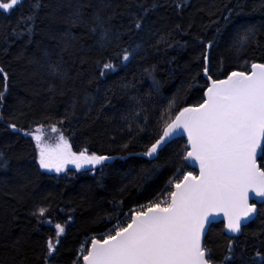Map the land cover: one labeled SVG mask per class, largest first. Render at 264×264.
<instances>
[{"label": "trees", "instance_id": "1", "mask_svg": "<svg viewBox=\"0 0 264 264\" xmlns=\"http://www.w3.org/2000/svg\"><path fill=\"white\" fill-rule=\"evenodd\" d=\"M256 61L264 62V0H18L0 10V264H72L84 240L187 167L183 136L153 158L139 153L178 110L202 101L205 68L217 79ZM39 125L61 130L76 152L116 157L42 169L28 134ZM205 247L214 264H264V201L237 236L212 223Z\"/></svg>", "mask_w": 264, "mask_h": 264}, {"label": "snow or ice", "instance_id": "2", "mask_svg": "<svg viewBox=\"0 0 264 264\" xmlns=\"http://www.w3.org/2000/svg\"><path fill=\"white\" fill-rule=\"evenodd\" d=\"M17 3L18 0H4L0 2V10L8 11ZM75 15L73 25L78 23L80 14ZM135 27L140 28V23ZM253 35L254 31L249 29L237 42L243 46ZM130 56L125 50L122 60L128 61ZM113 67L110 63L103 65L104 70ZM50 68L54 75H62L57 66ZM208 79L211 85L205 92L206 99L183 108L144 153L153 157L166 138L182 130L191 146L184 159L199 164V175L187 172L173 185L169 199L132 211L126 226L117 225L103 239L93 238L90 249L83 255L84 264H213L210 250L201 243L206 225L223 212L227 229L239 233L242 221L257 212L255 204H249V193L264 197V168L257 163L258 156L264 158V64L253 63L250 72L234 71L223 80H212L210 76ZM40 131L36 129L37 133ZM52 131L57 128L53 126ZM34 139L39 148L40 167L57 173L69 163L80 169L112 159L88 155L86 151L77 155L63 135L56 149L43 145L40 134ZM6 166L0 153V167ZM45 211L39 208L38 214L43 216ZM56 231L60 236L64 227L57 224ZM47 248L50 259L55 251L51 240Z\"/></svg>", "mask_w": 264, "mask_h": 264}, {"label": "water", "instance_id": "3", "mask_svg": "<svg viewBox=\"0 0 264 264\" xmlns=\"http://www.w3.org/2000/svg\"><path fill=\"white\" fill-rule=\"evenodd\" d=\"M253 63L264 64V62H257V61H256V62H253ZM253 63H252V64H253ZM206 69H208V68L206 67ZM234 71H236V72L244 71V72H246V73H247V72H250V71H251V65H250V67H249L248 70H234ZM234 71H231L230 73H228L227 75H225V76H223V77H220V78H217V79H213V78H211V79H212V80H223V79H226L227 76H228L229 74H231L232 72H234ZM205 76H206L207 79H208L209 75L205 73ZM210 85H211V80L208 79V85L206 86V88H205V90H204L203 99H202V101H200L199 103H202V102L206 99L205 92L207 91V88H208ZM199 103H197V104H199ZM197 104H190V105H186V106L182 107L180 110H178V112L175 114V116L178 115L179 112H180L181 110H183V108H185V107L195 106V105H197ZM175 116H174L171 120L175 119ZM171 120H170V121H171ZM170 121H169V122H170ZM163 130H164V129H163ZM162 135H163V131H162L161 135L155 140L154 143H156V141H157ZM178 136H183V137L185 138V140H186V146H187V150H186V153H185V156H186L187 152L191 150V146L188 144V137H187V134H186V133H183L182 130H180V131H178L177 133H175L173 136H171L170 138H166V142L163 143V144H161L160 147H158L157 152L154 154L153 157H155V156L158 154V151H159V150H160V149H161L166 143H168L170 140H172L173 138L178 137ZM154 143H153V144H154ZM153 144H152V145H153ZM150 148H151V147H150ZM150 148H149V149H150ZM86 152H87V151H86ZM87 153H88V155H91V153H90V154H89V152H87ZM144 153H146V152L139 153V154L142 155V156L148 157V156L144 155ZM101 156H105V155H101ZM185 156H184V157H185ZM107 157H110V156H107ZM115 157H116V156H112V157H111L112 159H110V160H108V161H105V162H110V161H112ZM153 157H148V158H153ZM259 157H260V156H258V158H257V163H258V165L260 166V163H259ZM184 161H185V163H186L188 166H190V167L196 169L197 173H196V174H193V175H199V164H198L197 162H195V161H186L185 159H184ZM105 162H104V163H105ZM73 165H74V164H73ZM86 166H87V168H94V167H97V166H99V165H95V166H92V165H86ZM69 167H70V166H69ZM260 167H261V166H260ZM67 168H68V167H67ZM74 168H76V167H74ZM76 169H77V168H76ZM80 169H82V168H80ZM54 172H56V171H54ZM182 179H183V178H182ZM182 179H181V180H182ZM173 191H174V187H173ZM249 196H250L249 204H253V203H254L255 206H256V209H257V211H258V204H260L261 202L264 201V197H258V196H255V194H254V193H251V192L249 193ZM256 214H257V212H256L251 218H249L247 221H242V226L245 225V224H247L250 220H252V219L256 216ZM219 221H222V222H223V225H224V231H225L226 234L231 235V236H237V235H239V234L241 233V231H240L239 233H232V232H230V231L227 229V223H228L227 218L224 216L223 212H220V213H218V214L214 217V219L212 220V222H211L210 224L206 225V227H205V233H204V235L202 236V240H201V243H202V245H203L204 247H205V237H206V234H207V232H208L209 226H210L212 223H214V222H219ZM242 226H241V230H242ZM93 238L98 239V240L100 239L99 237L94 236V237L91 238V240H92ZM90 247H91V241H90V243H89V245H88V250L90 249ZM83 264H84V261H83ZM213 264H214V263H213ZM220 264H224V263H220Z\"/></svg>", "mask_w": 264, "mask_h": 264}, {"label": "built area", "instance_id": "4", "mask_svg": "<svg viewBox=\"0 0 264 264\" xmlns=\"http://www.w3.org/2000/svg\"><path fill=\"white\" fill-rule=\"evenodd\" d=\"M187 172H191L192 174H196V169L192 167L178 168L176 172L167 180L162 190L156 194L153 198L141 203L137 206L132 207L128 212L122 215L119 219L113 222L108 228H106L102 233L99 234L101 238L106 237L110 231H112L117 225L126 226L129 217L131 216L132 211H139L142 206H147L149 203H158L160 201L169 199V193L173 191V185L180 181L183 178V175ZM88 239L84 240L79 246L77 256L72 264H82L83 263V255H86L88 251Z\"/></svg>", "mask_w": 264, "mask_h": 264}, {"label": "rangeland", "instance_id": "5", "mask_svg": "<svg viewBox=\"0 0 264 264\" xmlns=\"http://www.w3.org/2000/svg\"><path fill=\"white\" fill-rule=\"evenodd\" d=\"M37 128H39L41 131H40V133H37L36 132V129ZM28 134H30L31 136H32V138H34V136L35 135H37V134H40V135H42V144L43 145H45V146H47V147H49V148H51V149H56V147H57V145H58V143H59V137H60V135H63L64 136V138H65V135L62 133V131L61 130H59V129H57V131L56 132H53L52 131V127H47V126H43V125H39V126H36L34 129H32V130H30V131H28ZM35 140V139H34ZM65 140H66V138H65ZM35 143H36V140H35ZM69 145V144H68ZM71 149V148H70ZM37 151H38V157H39V148H37ZM71 151L73 152V153H76L77 155L80 153V152H82V151H78V152H76V151H74V150H72L71 149ZM87 153V152H86ZM88 154V153H87ZM90 154V153H89ZM75 167V165H73V164H67V165H65V170L67 169V167ZM82 168H87V166H84V167H82ZM64 170V171H65ZM51 171H55L54 169L53 170H51ZM64 171H62V172H64ZM60 173V172H59Z\"/></svg>", "mask_w": 264, "mask_h": 264}]
</instances>
